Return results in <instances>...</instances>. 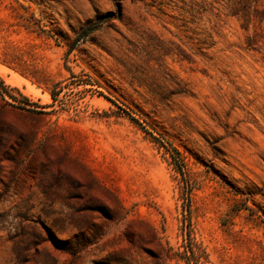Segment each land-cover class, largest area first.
<instances>
[{
	"label": "rangeland",
	"instance_id": "1",
	"mask_svg": "<svg viewBox=\"0 0 264 264\" xmlns=\"http://www.w3.org/2000/svg\"><path fill=\"white\" fill-rule=\"evenodd\" d=\"M231 7L0 0V264H264V20Z\"/></svg>",
	"mask_w": 264,
	"mask_h": 264
},
{
	"label": "trees",
	"instance_id": "2",
	"mask_svg": "<svg viewBox=\"0 0 264 264\" xmlns=\"http://www.w3.org/2000/svg\"><path fill=\"white\" fill-rule=\"evenodd\" d=\"M232 7L231 12L233 15L240 16L244 21L245 25L249 27L251 21L254 19H259L260 21L264 20V10L260 8L257 0H231ZM99 29V25H88L83 32L78 36L77 41L82 40L83 38L89 36L91 33ZM75 47L71 46L70 50H74ZM13 96V95H12ZM53 97L56 98V95L53 93ZM15 98V97H13ZM26 100H29L27 97ZM43 112V111H40ZM132 120L139 122L134 117H131ZM174 150L180 154V151L174 147Z\"/></svg>",
	"mask_w": 264,
	"mask_h": 264
},
{
	"label": "bare ground",
	"instance_id": "3",
	"mask_svg": "<svg viewBox=\"0 0 264 264\" xmlns=\"http://www.w3.org/2000/svg\"><path fill=\"white\" fill-rule=\"evenodd\" d=\"M2 72L5 74L11 73V76L9 77L10 81L17 82L20 85H23L24 83H27L22 77H20L17 73H14L13 71L9 70L8 68L2 67ZM29 86V89L33 92H36V89L31 84L27 83Z\"/></svg>",
	"mask_w": 264,
	"mask_h": 264
}]
</instances>
